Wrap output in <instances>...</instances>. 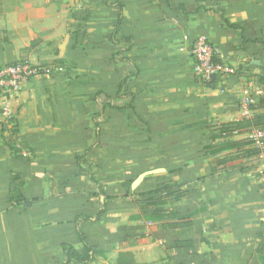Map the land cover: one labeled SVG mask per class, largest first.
<instances>
[{"label": "crops", "instance_id": "crops-1", "mask_svg": "<svg viewBox=\"0 0 264 264\" xmlns=\"http://www.w3.org/2000/svg\"><path fill=\"white\" fill-rule=\"evenodd\" d=\"M1 1L0 65L64 59L80 79L36 78L12 100V123L0 114V264H61L62 246L81 249L73 222L103 209L78 225L102 253L90 264H264V188L245 177L250 157L240 150L248 146L235 147L244 137L218 133L244 118L240 76L264 93V0H18L8 13ZM74 5L95 19L82 23L77 48ZM119 13L116 39L128 37L129 51L123 40L108 41ZM199 34L235 76L211 84L193 76L186 47ZM125 78L131 108L97 118L88 92L102 90L121 106L130 98L114 94ZM3 101L0 93V108ZM235 153V162H222ZM78 155L97 170L96 184ZM172 185L175 193L165 189ZM156 202L167 211L162 219L133 220ZM136 222L145 230H134Z\"/></svg>", "mask_w": 264, "mask_h": 264}, {"label": "built area", "instance_id": "built-area-1", "mask_svg": "<svg viewBox=\"0 0 264 264\" xmlns=\"http://www.w3.org/2000/svg\"><path fill=\"white\" fill-rule=\"evenodd\" d=\"M90 16L92 19L94 18L91 14ZM186 49L192 58L191 72L201 82L209 83L224 75H236V70L222 61L218 51L208 43L205 35L193 36ZM180 50H183V48ZM63 72L64 68L60 65L51 68V66L38 65L27 60L1 64L0 93L4 97L0 108L1 117L8 124L12 123L15 113L12 100L24 90L29 82L36 78L55 76ZM239 84V106L242 116L247 117L250 115L249 107L255 105L257 99L263 97L264 93L252 79L245 76L239 77ZM80 89L83 94L87 93L84 89ZM222 135L226 136L225 133ZM237 136H243L246 142L249 143V149L256 151V154L250 157L244 171L247 181L250 185L264 188V128L249 129L244 133L232 130L230 137Z\"/></svg>", "mask_w": 264, "mask_h": 264}, {"label": "trees", "instance_id": "trees-1", "mask_svg": "<svg viewBox=\"0 0 264 264\" xmlns=\"http://www.w3.org/2000/svg\"><path fill=\"white\" fill-rule=\"evenodd\" d=\"M88 2H93L95 3L93 0H87ZM2 3V6H3V11L4 12H12L17 6H18V0L16 1H12V2H8L6 0H2L1 1ZM82 7V6H81ZM83 9L82 12V17H80V22L81 23H85L87 21H89L91 19V11H89L88 9H86L85 7L81 8ZM120 11V10H119ZM121 14L119 13L116 20L114 21L113 20V23H112V28L111 30L107 33V37H108V41L112 44H119L120 41H125V43H128V47L126 48L125 51H129L131 49V40L128 38V37H124V38H120V39H116V36L118 35L119 33V29H120V17ZM224 25L230 29H233V30H237L238 29V26L236 25H232V24H229L228 22H226L225 20H222ZM80 29H77L76 30V40H75V43L76 44V48L79 47L78 45L81 43V41L83 40V38H85V35L84 33H81L79 31ZM81 33V34H80ZM74 42V41H73ZM119 54L118 53H112V56H110V61H113L115 59V57H117ZM122 62H126L128 63L126 60H122ZM54 66L55 65H60L64 68V72L63 73H58L59 76H64L65 78H68L69 80H71V82H75V81H78L80 79L79 75L74 72V69L72 67L71 64H69L67 61L65 62L64 59H61V60H58L57 62H55V64H53ZM130 75L132 76H136L137 75V71L134 70L133 73H130ZM74 76V78L72 79L71 77ZM100 76V75H99ZM93 78H91L90 81H92ZM126 81V78L125 80H123L122 82H120L118 85H117V88H116V91H115V98H118V99H124V98H130L129 101L127 103H124L123 105L119 106V105H116V103L114 102L113 103V99L107 95L104 91L102 90H94L92 92H88V90L86 92H88L90 94V96H88V100H90V102L92 103L93 106L96 107V110H97V113H96V117L97 118H100L104 111L107 110V109H110V110H124V109H129L131 108V97L133 96H130L129 94L123 92V85ZM94 82V80H93ZM211 82H209V84H211ZM85 92V93H86ZM86 96H87V93H86ZM249 111H254L253 115L251 117H244L242 118L239 122L233 124V125H228V126H221V128L219 127L218 129V133L219 135L222 137V138H228L230 137V133L232 132V130H237L239 133H244L246 132L247 130L249 129H254V128H264V96L261 97V98H258L255 105L253 106H250L249 107ZM256 112V113H255ZM103 121V119H102ZM94 127H95V131H94V145L97 146L98 142H99V128H98V123L94 124ZM226 134V136H223L222 134ZM249 143L247 142H243L241 144H238L237 146L235 147H245V146H248ZM94 148V146H91L88 151H91L92 149ZM238 149V148H237ZM86 151V150H85ZM243 152V156L245 157H251L253 155L256 154V151L255 150H250L249 147L246 148V150H240V152ZM243 156H241L243 158ZM238 157V156H237ZM234 156V158H230V161L229 162H234L236 161L238 158ZM85 156L84 155H78L75 157V162L77 164V166L79 167H82V165L84 164V169L83 171L89 176V179L96 184L93 176L97 173V170H94V168H92L91 164L90 163H86V160L84 159ZM224 162L225 164L227 163V158H224V160L222 161ZM81 163H83L81 165ZM86 165V166H85ZM245 169V168H244ZM242 169V170H244ZM165 189H169V191H173L172 193H175L176 191L175 188H174V185L172 186H169L168 188H165ZM160 192V191H159ZM161 194V193H160ZM11 200H15L17 199V197H13L11 196L10 198ZM17 201H20V200H17ZM156 203H159V202H156ZM150 205L152 206H155L154 203H151ZM156 206L151 209H148V210H142L141 214L140 215H136V216H133V220L135 221H138L139 219H142L143 221L145 222H150V221H157V220H160L163 218V216L161 217L160 214L157 216L156 215ZM105 212V210H101V211H97L94 216L90 217V216H85L83 219H76L73 224L75 226V230H76V233H77V237H78V241L81 245V249L78 251L76 250L74 247L72 246H67V245H64L62 246V250H63V261L61 264H69L71 262H75L77 264H90L94 261L95 257L96 256H100L102 253L101 252H95L91 249V247L86 243L85 241V237L83 234H81L79 228H78V225L79 224H90V223H94L96 222L100 216ZM162 212V211H161ZM164 213V212H162ZM161 213V214H162ZM193 214V213H192ZM159 217V218H158ZM260 237V244H259V250L261 248L264 247V234L263 235H258ZM174 247H191V244L188 243V244H183L182 242H175L173 244Z\"/></svg>", "mask_w": 264, "mask_h": 264}, {"label": "rangeland", "instance_id": "rangeland-1", "mask_svg": "<svg viewBox=\"0 0 264 264\" xmlns=\"http://www.w3.org/2000/svg\"><path fill=\"white\" fill-rule=\"evenodd\" d=\"M71 8V7H70ZM73 8H75V9H67L68 10V14H69V16H71L73 19H75V29H81L82 28V26H83V24L80 22V17H82L83 15H84V13L82 12V10L83 9H81L82 7H77V5H74V7ZM82 13H83V15H82ZM93 16V15H92ZM95 23V19H91L90 20V22H89V24L88 25H90V24H94ZM91 27H92V25H90ZM74 41V40H73ZM72 41V42H73ZM73 43H75V41L73 42ZM27 60V59H26ZM28 61H30L29 59H28ZM32 62V61H31ZM39 65V64H38ZM47 66H51V68H52V66H54V65H47ZM50 77H54V76H47V78H50ZM80 77V76H79ZM81 77H82V75H81ZM72 79L74 78V76H72L71 77ZM66 81L67 82H70V80H68V79H66ZM88 82H90V81H88ZM69 87H70V85L69 84H67ZM82 89H83V87H82ZM85 98H88V97H85ZM243 142H246V141H243ZM237 153H235V155H232V157L231 156H227V157H224V158H227V163L230 161V158H234V156L235 157H237V155H236ZM238 158V157H237ZM235 162V161H234ZM135 200H137V199H139V198H134ZM174 199V196L173 197H171V200H173ZM154 205L155 206H158V207H156V215L158 216L159 214H160V216L162 217L163 215L161 214L162 212H167V211H164V209L163 208H161L160 209V207L159 206H161L162 204H160V203H154ZM162 211V212H161ZM165 216H168V217H173V214L172 213H169L168 215H164V217ZM159 218V217H158ZM142 220V219H141ZM65 225V224H64ZM145 224L143 225H139V222H136V224H135V226L133 227V228H136V229H134V230H145ZM174 227H175V225H173ZM184 228H189L188 226H183ZM132 228V227H131ZM142 228V229H141Z\"/></svg>", "mask_w": 264, "mask_h": 264}]
</instances>
